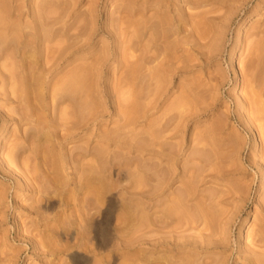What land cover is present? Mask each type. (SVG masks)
<instances>
[{
	"label": "rangeland",
	"instance_id": "rangeland-1",
	"mask_svg": "<svg viewBox=\"0 0 264 264\" xmlns=\"http://www.w3.org/2000/svg\"><path fill=\"white\" fill-rule=\"evenodd\" d=\"M263 128L264 0H0V264H264Z\"/></svg>",
	"mask_w": 264,
	"mask_h": 264
},
{
	"label": "bare ground",
	"instance_id": "bare-ground-1",
	"mask_svg": "<svg viewBox=\"0 0 264 264\" xmlns=\"http://www.w3.org/2000/svg\"><path fill=\"white\" fill-rule=\"evenodd\" d=\"M177 2H178V1H177ZM54 19H55V18H54ZM56 20H57V19H56ZM147 21H148V20H147ZM147 21H145V25H144L146 31L149 29V26L147 25L149 22H147ZM41 22H42V21H41ZM51 23H52V22H51ZM54 23H55V22H54ZM31 56H32V55H31ZM33 57H34V56H33ZM234 62H235V60H234V59H231L230 63H234ZM22 65H23V64H22ZM21 68H22V67H21ZM31 69H32V68H31ZM28 70H30V69H28ZM6 71H7V70H6ZM8 73H9V72H8ZM22 74H23V73H22ZM77 74H78V73H76V75L74 74L76 77L73 76V78L75 77L76 79L74 78V79H72V80H76L77 82L80 83L81 81H78V78H80L79 80H82V79H81V76L78 75V76H80V77H78ZM31 75H32V74H31ZM24 76H25V75H24ZM24 76H23V77H24ZM69 77H70V76H69ZM70 78H71V77H70ZM70 78H69V79H70ZM70 80H71V79H70ZM76 81H75V82H76ZM24 82H25V81H24ZM38 83H39V82H38ZM81 83H82V82H81ZM22 84H23V83H22ZM24 84H26V83H24ZM67 85H68V84H67ZM76 85H77V84H76ZM78 85H79V84H78ZM28 86H29V85H28ZM81 86H82V84H81ZM78 87H79V86H78ZM40 90H41V89H40ZM40 90H39V91H40ZM25 91H27V90H25ZM28 92H29V90H28ZM37 124H38V123H37ZM263 129H264V128H263ZM261 130H262V129H261ZM261 133H262V131H261ZM46 135H47V134H46ZM263 136H264V133L262 134V137H263ZM43 137H44V136H43ZM262 139H263V138H262ZM263 140H264V139H263ZM162 142H163V141H162ZM163 143L165 144V142H163ZM163 143L160 142L161 147H160V150H157V154H158L159 156H161V157H166L167 154L165 153V150H164L165 148H163V147H164V144H163ZM162 144H163V145H162ZM162 146H163V147H162ZM226 157H227V154H226ZM228 162H229V161H228ZM225 164H226V162H225ZM229 166H230V164H229L228 166H226V167H227V168H230ZM235 166H236V165H235ZM231 167H232V166H231ZM227 168H225V169H227ZM232 168H233V167H232ZM232 168H231V169H232ZM162 170H164V169H162ZM228 171H229V170H228ZM226 172H227V171H226ZM163 173H164V172H163ZM163 177H164V176H163ZM163 177H162V178H163ZM164 179H165V178H164ZM164 179H163V180H164ZM190 186H191V185H190ZM190 188H191V187H190ZM245 188H246V187H245ZM188 189H189V188H188ZM146 190H148V189H146ZM185 190H186V189H185ZM185 190H184V193L180 192V193H182V194H180V196H178L179 199H178V201L176 200L177 202H175V200H174L175 204L177 203V204H176L177 207L180 206V205L178 206V202H179V200H180L181 204L183 203L182 200L184 199L185 196H182V195H183V194H184V195L186 194V196H187V191H185ZM239 190H240V188H238L237 191H239ZM246 190H247V189H246ZM144 191H145V190H144ZM243 191H244V190H243ZM97 192H98V191H97ZM188 192H189V191H188ZM226 192H227V191H226ZM226 192H225V193H226ZM239 192H241V191H239ZM146 194H147V191H145L143 195H145V197H146ZM188 194H189V193H188ZM181 196H182L183 198H182ZM143 199H144V198H143ZM147 199H148V198H147ZM174 202H173V203H174ZM173 203H172V205H173ZM174 207H175L176 210H177V207H176L175 205H174ZM174 207H173V208H174ZM180 208H181V207H180ZM170 210H172V207L170 208ZM167 211H169V210H167ZM174 211H175V209H174ZM179 211H180V210H179ZM172 212H173V211H172ZM175 212H176V211H175ZM164 213H165V212H164ZM168 214H171V211H169V213H168V212L166 213V216H169V217H170L171 215H168ZM172 214H173V213H172ZM161 215H162V214H161ZM164 216H165V214L163 215V217H164ZM172 216H173V215H172ZM170 218L172 219V217H170ZM160 227H161V226H160ZM147 232H148V230H147ZM103 234H104V233H103ZM77 255H78V254H77ZM262 255H263V254H262ZM262 255H261V256H262ZM262 257H263V256H262ZM73 258H74V257H73ZM253 258H254L253 256L247 257V263H248V264H254L256 260H257V262L260 261L257 257H256V259H255V258L253 259ZM261 259H262V258H261ZM263 259H264V257H263ZM263 259H262V260H263ZM262 262H263V261H262ZM260 263H261V262H260Z\"/></svg>",
	"mask_w": 264,
	"mask_h": 264
}]
</instances>
